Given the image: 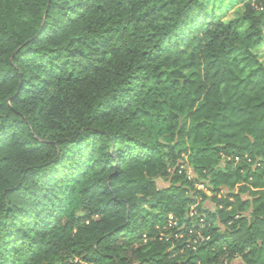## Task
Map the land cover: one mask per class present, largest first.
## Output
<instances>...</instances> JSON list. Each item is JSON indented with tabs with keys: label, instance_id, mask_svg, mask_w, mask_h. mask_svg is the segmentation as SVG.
I'll return each instance as SVG.
<instances>
[{
	"label": "trees",
	"instance_id": "trees-1",
	"mask_svg": "<svg viewBox=\"0 0 264 264\" xmlns=\"http://www.w3.org/2000/svg\"><path fill=\"white\" fill-rule=\"evenodd\" d=\"M0 9V264H264V36L200 0Z\"/></svg>",
	"mask_w": 264,
	"mask_h": 264
},
{
	"label": "clouds",
	"instance_id": "clouds-1",
	"mask_svg": "<svg viewBox=\"0 0 264 264\" xmlns=\"http://www.w3.org/2000/svg\"><path fill=\"white\" fill-rule=\"evenodd\" d=\"M200 3L203 5L204 0H200ZM44 7H47L44 3H37L35 5L37 10ZM208 8L209 10H218L217 15L221 18L222 23L225 25L232 24L235 34L241 40L251 32H258L260 36H264V0H212ZM57 23L60 24L61 30L69 26L67 21H57ZM45 33L51 38L45 37ZM37 36L44 37L43 40L53 39L51 25L46 24L44 30ZM61 38L66 39L67 36L62 32ZM245 251L247 252V249ZM237 257L240 259L241 264H249V260L251 259L244 260L243 256L239 253Z\"/></svg>",
	"mask_w": 264,
	"mask_h": 264
},
{
	"label": "rangeland",
	"instance_id": "rangeland-1",
	"mask_svg": "<svg viewBox=\"0 0 264 264\" xmlns=\"http://www.w3.org/2000/svg\"><path fill=\"white\" fill-rule=\"evenodd\" d=\"M211 2H212V0H204V3L206 4L207 8H208V5L211 4ZM208 10H209V8H208ZM217 11L218 10H209V12H211V13L213 12L215 14H217ZM11 21H12V13L8 9H0V22L9 24ZM254 51L259 55L261 61L264 63V44L262 46H260L259 48L254 49ZM223 164H224V162L222 161L220 163L219 167H222ZM174 168L175 167L172 166V169H174ZM194 177H195V175H194ZM196 179L198 180L197 188L206 190L205 185H203V183H202V178L199 177L198 175H196ZM158 185L161 188L171 186L172 185L171 177L158 179ZM232 191H234V190H232ZM207 192L210 195H213V194H211V192L209 190H207ZM230 193H231V191H229L228 189H225V190L222 191L221 195H229ZM202 204H203L204 208L208 207V208H211V209H212V207L214 205L212 203V201H210L209 199L204 200L202 202ZM194 209H195V207L193 206L191 208L192 212L195 211ZM224 264H241V261H240V259L236 258L233 261H231L230 263H224Z\"/></svg>",
	"mask_w": 264,
	"mask_h": 264
},
{
	"label": "built area",
	"instance_id": "built-area-1",
	"mask_svg": "<svg viewBox=\"0 0 264 264\" xmlns=\"http://www.w3.org/2000/svg\"><path fill=\"white\" fill-rule=\"evenodd\" d=\"M183 167L184 166L181 165V168L179 169V172L180 173L182 172ZM186 172H187V176L190 179L194 178V173H193V171L191 169H187ZM195 213H196V211H193V212L191 211V214L192 215L195 214ZM201 221H203V219H201ZM178 225H179L178 219L173 214H170L169 217H168V227L169 228H174V227H176ZM189 231L190 232H193L194 229L193 228H190ZM176 236H179V234L176 233Z\"/></svg>",
	"mask_w": 264,
	"mask_h": 264
}]
</instances>
